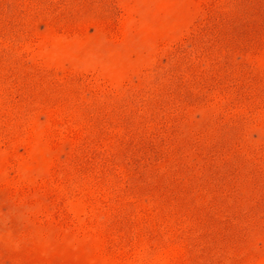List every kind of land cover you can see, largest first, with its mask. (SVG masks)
Here are the masks:
<instances>
[{
  "label": "rangeland",
  "instance_id": "374dc122",
  "mask_svg": "<svg viewBox=\"0 0 264 264\" xmlns=\"http://www.w3.org/2000/svg\"><path fill=\"white\" fill-rule=\"evenodd\" d=\"M0 264H264V0H0Z\"/></svg>",
  "mask_w": 264,
  "mask_h": 264
}]
</instances>
